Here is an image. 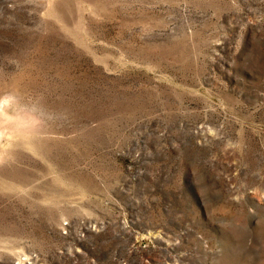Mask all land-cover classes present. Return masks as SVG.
<instances>
[{"label":"rangeland","instance_id":"374dc122","mask_svg":"<svg viewBox=\"0 0 264 264\" xmlns=\"http://www.w3.org/2000/svg\"><path fill=\"white\" fill-rule=\"evenodd\" d=\"M0 104V264H264V0H0Z\"/></svg>","mask_w":264,"mask_h":264},{"label":"bare ground","instance_id":"6f19581e","mask_svg":"<svg viewBox=\"0 0 264 264\" xmlns=\"http://www.w3.org/2000/svg\"><path fill=\"white\" fill-rule=\"evenodd\" d=\"M1 105V104H0ZM5 123V122H4ZM3 127V126H2Z\"/></svg>","mask_w":264,"mask_h":264}]
</instances>
